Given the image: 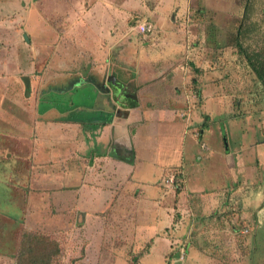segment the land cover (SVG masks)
Masks as SVG:
<instances>
[{"label": "crops", "instance_id": "crops-1", "mask_svg": "<svg viewBox=\"0 0 264 264\" xmlns=\"http://www.w3.org/2000/svg\"><path fill=\"white\" fill-rule=\"evenodd\" d=\"M68 1L65 12L49 14L70 19L61 29L62 37L52 38L57 28L52 31L47 26L50 28L45 30L43 17L42 28L35 32H48L49 66L57 60L63 66L67 64L65 58L57 59L51 53L57 42L64 41L77 50L75 62L80 71L50 72L53 75L48 77L46 88L33 95L31 117L25 122L30 131L3 133L0 124V201L3 195L15 209L3 212L0 206V221L56 240L63 249L61 264H114L115 259L118 264L120 235L125 237L118 229L121 217L122 227L128 226L127 241L144 240L140 237L143 233L137 235L136 221L153 227L146 226L151 234L144 237L153 243L143 255L148 256L163 241L167 247L169 226L175 228L171 232L177 237L184 233L178 228L189 224L188 219L182 220V213L179 222H174L172 212L190 211L194 202H204L215 193L225 194L229 188L208 193L198 187L185 188L186 170L194 168L197 161L194 145H201L198 152L207 149L200 140L204 131L197 132V137L196 133L192 135L196 122L190 110L194 107L190 104L189 97H194L190 84L202 74L200 68L191 69L199 61H193V43L172 41L169 57L140 55V49L151 46L149 40L122 41L119 36L121 15L127 14L133 0H124L123 6L121 0ZM157 1L155 10L162 5L163 11L157 13L150 8L148 15L157 17L162 29H167L168 18L172 25L168 30L174 33L173 25L193 0ZM32 2L35 16L41 18L40 0ZM121 44L127 46L125 56L121 50L116 51ZM178 45L189 50L186 57H178L182 54L176 52ZM145 63L160 68L154 74H147L143 67L132 68ZM24 78L29 80L23 76L22 82ZM202 90L199 102L201 97L204 101ZM60 97L63 104L57 103ZM73 111L85 114L82 121H70ZM64 116L68 118L62 119ZM178 119L185 125L183 130L179 128L181 143L175 149L180 153L179 165L168 156L169 150L174 152L170 139L176 136L169 127ZM229 155L234 160L233 154ZM173 172L181 177L179 192L162 183ZM161 224L163 227L157 229ZM92 226L93 231H89ZM190 233L197 235V231ZM3 237H8L7 231L0 232V240ZM15 251L0 250V264H16Z\"/></svg>", "mask_w": 264, "mask_h": 264}, {"label": "rangeland", "instance_id": "rangeland-1", "mask_svg": "<svg viewBox=\"0 0 264 264\" xmlns=\"http://www.w3.org/2000/svg\"><path fill=\"white\" fill-rule=\"evenodd\" d=\"M123 2L125 1L121 0V6L124 5ZM38 3L37 8L43 15L41 18L35 16L37 12L32 9V0H0V124L3 133L30 131L25 122L31 117L35 100L33 95L35 96L39 89L46 88L44 86L47 85L48 77L53 75H50V72L68 74L80 71L75 62L77 50L64 41L57 42L51 53L57 56V59H66L67 64L63 66L60 60H57L54 66H49L48 44L45 39L48 32H35L44 24L41 23L43 17L47 23L45 30L50 28L47 26H51L52 31L57 28L51 33L52 38L62 37L61 29L70 19L63 16L52 17L49 14L53 11L65 12L69 1L40 0ZM158 3L157 0L130 1V10H126L127 14H122L120 18L119 36L122 41L149 40L151 46L140 49L139 54L150 57L170 55H167L171 52L170 43L175 40L193 43L190 48L195 53L193 61H199L191 66V69H201L202 74L193 79H196V88L203 89L204 101L201 97L202 101L199 102L195 95L197 89L191 83L190 90L194 97L189 98L194 107L190 110L194 111L192 120L196 122L191 124L196 125L192 135L196 133L197 137L199 127L205 123L202 130L205 136L201 134L200 137L199 134V137L207 149L198 152L201 145H194V150L197 149V161L194 168L189 166L186 170L185 188L191 190L198 187L206 193L217 192V189L229 190L225 194L215 193L204 202H194L189 208L190 211L172 212L174 222H179L183 216L182 220L188 219L189 224L184 223L182 228H178L183 229L184 233L177 237L172 236L171 232L175 228L169 226L166 230L169 239L167 247L163 241L154 247L148 256L143 255L153 243L145 239L151 234L146 228L152 230L153 227L138 225L141 222L136 221L137 225L134 227L137 235L139 232L143 233L140 237L144 240L127 241L128 226L122 227L121 217L118 229L121 230L120 234L125 233V237L124 234L120 235L121 257L118 264H264V87L257 82L245 60L238 56L235 47L206 50L202 41L205 24L213 23L218 28L220 41L225 43L228 34L236 31L244 8H247L251 23L243 29L242 42L248 50H258L264 46V0H193L181 19H177L178 22L173 25L174 33L168 30L172 26L168 18L167 29H162L163 25L157 24V17L148 15L149 9L155 10ZM14 8H19L20 11L16 12ZM201 8L203 11L199 12ZM162 9L164 7L161 5L158 11H155L160 13ZM143 21L151 26L150 33H138L137 26ZM125 48L126 44H121L116 51L121 50L125 56ZM176 52L182 53L178 57L184 58L189 50L178 45ZM137 67L147 69V74H154L156 69L160 68L156 64L148 66L147 63L132 66L135 69ZM23 76L29 77L28 94L25 82H22ZM58 99V104L65 102L62 97ZM74 112L69 114L72 119L70 121H82L85 114L81 111ZM60 114L64 115V112L60 111ZM56 116H59L58 110ZM64 117L62 119L68 118ZM175 122L176 124L169 127L176 135L169 143L174 147V152L169 150L168 155L172 163L179 162L180 153L175 149L181 143L178 137L179 128L183 130L185 126L180 119ZM227 154L234 156V160L231 158L232 167L225 161L224 156ZM126 155L128 157V154ZM7 174L10 175V172ZM177 174L175 184L170 187L173 192L180 188L181 177L178 178ZM173 192L171 196H174ZM2 198L0 206L3 212L15 210L13 203L4 201L3 195ZM122 213L121 211L120 214ZM161 227L163 224L158 225L157 229ZM131 228L132 226L129 230ZM87 229L93 231V226ZM5 231L8 232V237L0 240V250H17L22 230L14 224L0 221V232ZM196 231L197 235L192 236L190 232ZM116 262L115 259L114 264H117Z\"/></svg>", "mask_w": 264, "mask_h": 264}, {"label": "trees", "instance_id": "trees-1", "mask_svg": "<svg viewBox=\"0 0 264 264\" xmlns=\"http://www.w3.org/2000/svg\"><path fill=\"white\" fill-rule=\"evenodd\" d=\"M201 8L199 12H202ZM251 23L250 13L244 8L242 17L239 20L238 27L235 32H231L227 36L225 43L221 42L218 37V28L213 23H207L204 26L203 47L206 50H222L225 48L235 47L238 56H241L251 72L255 76L257 82L264 87V46L256 51L248 50L242 40V32L244 27ZM192 85L197 89L195 94L199 98L200 91L196 88V80H192ZM233 118L236 116H232ZM205 123L199 127V132L204 129ZM227 151V149L225 150ZM178 188L176 192H179ZM63 257V249L60 244L51 239L50 236L32 231H22L18 241V247L15 251L14 260L16 264H61Z\"/></svg>", "mask_w": 264, "mask_h": 264}, {"label": "built area", "instance_id": "built-area-1", "mask_svg": "<svg viewBox=\"0 0 264 264\" xmlns=\"http://www.w3.org/2000/svg\"><path fill=\"white\" fill-rule=\"evenodd\" d=\"M137 31L140 34L150 33L151 32V26L146 21H143L142 23H140L137 26ZM202 147H204V145H202ZM175 181H176V175L174 173H171V174H169L168 176H166L163 179V182L162 183L166 187H172L175 184Z\"/></svg>", "mask_w": 264, "mask_h": 264}, {"label": "water", "instance_id": "water-1", "mask_svg": "<svg viewBox=\"0 0 264 264\" xmlns=\"http://www.w3.org/2000/svg\"><path fill=\"white\" fill-rule=\"evenodd\" d=\"M23 82H25V88H26V94H28V92H29V81H28V79L27 78H24L23 79ZM225 149H227L226 148V144H225ZM227 163H228V165L229 166H231L232 165V161H231V155H227Z\"/></svg>", "mask_w": 264, "mask_h": 264}]
</instances>
